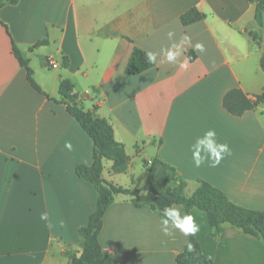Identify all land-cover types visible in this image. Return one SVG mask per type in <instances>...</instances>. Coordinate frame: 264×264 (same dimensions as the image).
I'll use <instances>...</instances> for the list:
<instances>
[{
  "label": "crops",
  "instance_id": "obj_1",
  "mask_svg": "<svg viewBox=\"0 0 264 264\" xmlns=\"http://www.w3.org/2000/svg\"><path fill=\"white\" fill-rule=\"evenodd\" d=\"M258 2L19 0L0 10V264H70L82 251L79 230L97 208V191L76 173L79 165L93 164V140L61 103L62 79L71 81L78 103L107 120L125 147L127 172L113 173V162L104 160L107 182L141 189L149 178L147 164L160 159L187 181V197L202 180L233 203L264 213V103L242 116L224 107L231 90L251 100L264 90ZM193 8L205 19L183 25L182 15ZM168 31L176 42L191 37L179 61L170 64L158 55L152 69L127 75L133 50L160 54L172 43ZM196 43L205 51L195 50ZM14 44L43 93L30 85ZM180 62L188 63L187 70ZM209 129L232 155L218 167L197 168L190 146ZM143 167L145 178L136 184ZM45 211L52 229L40 219ZM191 214L200 225L194 237L213 264H264L262 240L230 225L212 238L207 213L195 208ZM161 219L134 206L131 196H115L99 237L104 252L119 264H177L190 236L179 230L165 236Z\"/></svg>",
  "mask_w": 264,
  "mask_h": 264
},
{
  "label": "trees",
  "instance_id": "obj_2",
  "mask_svg": "<svg viewBox=\"0 0 264 264\" xmlns=\"http://www.w3.org/2000/svg\"><path fill=\"white\" fill-rule=\"evenodd\" d=\"M18 2L19 0H0V10L6 5H15ZM263 16L264 0H259L256 5V21L260 26ZM205 17L198 9L193 8L182 15L181 21L183 25L188 26L202 21ZM254 38L256 40V37ZM45 44H47L46 40L40 41L33 48ZM13 52L21 66L25 68L32 88L43 93L34 81L29 61L23 59L16 44L13 45ZM145 53L139 48L133 50L126 67L127 75H138L155 66L147 63ZM261 67L264 71V54L261 58ZM59 93L62 97L61 103L66 105L69 114L93 140V164L79 165L76 173L79 178L90 182L98 194L96 210L91 214L88 225L79 230L82 239L81 254L73 255L70 264H119L114 256L104 252L99 240L104 217L117 195L131 196L134 206L150 208L158 212L161 217L162 209L171 205L181 206L183 212L191 213L195 208L204 211L207 213L210 225L215 229L212 238H217L222 233L223 226L230 225L238 229L243 236L264 242L263 212L233 203L222 190L202 180L197 181V189L187 197L185 194L187 181L181 178L174 167L160 159H154L150 165L147 164L150 169L149 178L141 189L132 191L107 182L103 178L104 160L113 162V173L127 172L130 159L125 147L116 141L114 130L107 120L99 118L92 111H85L78 103L70 80H61ZM263 103L264 90L255 100L249 99L240 89L231 90L224 99L225 109L234 116H242ZM188 241L194 245V251L189 252L186 245L184 251L176 257L177 264H213V260L203 254L201 244L195 237L190 236Z\"/></svg>",
  "mask_w": 264,
  "mask_h": 264
},
{
  "label": "clouds",
  "instance_id": "obj_3",
  "mask_svg": "<svg viewBox=\"0 0 264 264\" xmlns=\"http://www.w3.org/2000/svg\"><path fill=\"white\" fill-rule=\"evenodd\" d=\"M175 36L174 31H168L167 37L172 41L171 45L161 50V53L148 51L145 53L146 61L149 64H158V55H163L166 61L170 64H175L179 61V58L185 51V45L191 44V37L183 35L179 41L173 40ZM194 49L200 52L205 51V47L202 43H196ZM179 67L187 70L188 63L180 62ZM66 148L72 150L71 143L65 145ZM192 153V160L195 167L199 168L207 164L209 167H218L223 159L232 155V150L228 143L218 142L217 132L215 129H209L204 132L202 136H198L195 142L190 146ZM40 219L46 222V226L49 229L54 227L50 220V213L48 211L40 214ZM60 225L63 226V221H60ZM161 231L165 236L171 237L174 235L173 230H179L184 236H196L200 231V225L196 222V218L190 212H182L181 208L176 205L167 206L162 209L161 219ZM188 251H194V245L191 241H187Z\"/></svg>",
  "mask_w": 264,
  "mask_h": 264
},
{
  "label": "rangeland",
  "instance_id": "obj_4",
  "mask_svg": "<svg viewBox=\"0 0 264 264\" xmlns=\"http://www.w3.org/2000/svg\"><path fill=\"white\" fill-rule=\"evenodd\" d=\"M258 23V22H257ZM259 24V23H258ZM261 24H262V26H264V16L262 17V21H261ZM260 39V38H259ZM258 39V40H259ZM256 40H257V38H256ZM145 171H146V168H142V171H138V173H137V180H136V184H139V183H141V182H143V178H145ZM136 188V187H135Z\"/></svg>",
  "mask_w": 264,
  "mask_h": 264
},
{
  "label": "built area",
  "instance_id": "obj_5",
  "mask_svg": "<svg viewBox=\"0 0 264 264\" xmlns=\"http://www.w3.org/2000/svg\"><path fill=\"white\" fill-rule=\"evenodd\" d=\"M48 64H49V66H50L51 68H57V67H58V65H57V64L55 63V61H53V60H49Z\"/></svg>",
  "mask_w": 264,
  "mask_h": 264
}]
</instances>
